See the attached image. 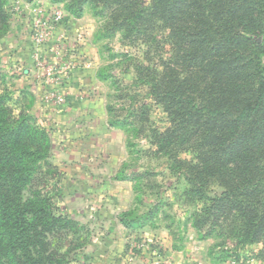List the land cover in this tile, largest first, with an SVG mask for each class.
Segmentation results:
<instances>
[{
  "label": "rangeland",
  "instance_id": "374dc122",
  "mask_svg": "<svg viewBox=\"0 0 264 264\" xmlns=\"http://www.w3.org/2000/svg\"><path fill=\"white\" fill-rule=\"evenodd\" d=\"M73 2L7 0L11 27L0 39V65L9 89L32 103L51 134L49 160L58 173L43 179L57 206L82 227L80 263L264 264V240L246 242L212 222L199 224L205 206L187 199L190 185L176 167L177 158L193 153L182 139L172 154L157 142L171 123L137 66L162 69L161 58L170 55L166 31L156 30L155 42L125 38L101 7ZM57 10L64 17L54 24ZM37 19L48 20L43 28L55 26L47 30L68 32L63 43L77 51L62 57L49 39L39 65L31 32Z\"/></svg>",
  "mask_w": 264,
  "mask_h": 264
},
{
  "label": "trees",
  "instance_id": "16d2710c",
  "mask_svg": "<svg viewBox=\"0 0 264 264\" xmlns=\"http://www.w3.org/2000/svg\"><path fill=\"white\" fill-rule=\"evenodd\" d=\"M89 1L125 38L155 42L154 32L166 31L170 55L161 58L162 69L137 66L171 123L157 142L175 147L182 139L193 153L176 167L190 185L187 199L205 206L199 224L264 240V0L73 3ZM6 2L0 0V39L11 27ZM31 106L15 97L0 65V264H81L82 227L43 179L58 173L49 160L53 140Z\"/></svg>",
  "mask_w": 264,
  "mask_h": 264
},
{
  "label": "built area",
  "instance_id": "2783aa9c",
  "mask_svg": "<svg viewBox=\"0 0 264 264\" xmlns=\"http://www.w3.org/2000/svg\"><path fill=\"white\" fill-rule=\"evenodd\" d=\"M33 6H34V4H33ZM63 17H64V11L63 10H57L55 12L54 18H53L54 24L61 23V21L63 20ZM46 23H48L47 19L46 20L37 19L34 22V30H31L32 36H33V43H34V54H33V56L38 61L39 65H44L40 61V58L42 56L41 50H42V47H44L45 42L48 41L49 39L52 40V43H56V44H54V46H53L54 48H52V49L57 51L58 54H60L62 57L66 56V55L72 56V54H74L77 51L71 43H67V44L63 43L64 39H66L67 36L69 35L68 32L61 31V30H47V28L52 29V28H55V26L49 25L47 27V25H46V27L43 28V26ZM62 44H63V46L60 48L59 45H62ZM72 67H74V66H73V63L71 61L66 65L65 68L70 69Z\"/></svg>",
  "mask_w": 264,
  "mask_h": 264
},
{
  "label": "crops",
  "instance_id": "0c3cea01",
  "mask_svg": "<svg viewBox=\"0 0 264 264\" xmlns=\"http://www.w3.org/2000/svg\"><path fill=\"white\" fill-rule=\"evenodd\" d=\"M78 77V76H77ZM79 77H81L80 75H79ZM78 79H80L81 80V78H78Z\"/></svg>",
  "mask_w": 264,
  "mask_h": 264
}]
</instances>
